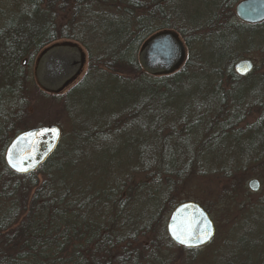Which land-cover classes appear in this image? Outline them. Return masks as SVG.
<instances>
[{
    "label": "trees",
    "instance_id": "trees-1",
    "mask_svg": "<svg viewBox=\"0 0 264 264\" xmlns=\"http://www.w3.org/2000/svg\"><path fill=\"white\" fill-rule=\"evenodd\" d=\"M7 1L0 0V264H142L141 261L147 260L139 249H131L126 239L129 229L139 226H132L134 214L138 220L145 218L141 224L146 230H161L169 248L175 246L167 236L163 211L169 214L183 202H171L175 185L169 184H174L173 176L177 172L181 174L180 167L184 164L197 163L208 172L216 171L219 166L216 159L207 163L203 159L215 157L213 154L223 146L220 144L224 139L214 138L211 143L208 140L201 151L203 157L191 155L185 160L182 152L191 147L189 142L193 136L202 134L204 127L196 129L189 141L178 136L164 137L162 131L173 129L169 121L188 116L192 105L200 109L205 105L208 110H213L215 104L223 105L225 99L221 92H209L211 87L217 89L215 83L221 79L230 86L227 96L234 109L233 103L237 107L247 104L264 91V76L252 74L243 79L234 72L244 46L264 50V23L250 26L238 22L232 11L242 0H10L9 5L4 3ZM64 14L68 20L62 26ZM202 29L209 32L202 36L198 33ZM164 30L180 35L187 47L188 59L171 75L145 74L138 61L139 50L150 36ZM67 41L78 43L86 50L89 70L69 94L77 96L80 102L89 98L92 106L98 99L110 98L113 105L123 109H128L124 106L131 99L129 119H134V136L147 132V126L151 128L147 150H143L138 160L141 164L147 163V179L134 188L132 172L126 175L123 189L120 186L108 192L97 186L90 190L98 178L101 184L109 173L118 178L115 175L121 167L131 168L132 165L125 166L121 159L130 148L119 149L117 144L107 151L96 149L88 174L82 178L69 170L78 153L75 145L60 144L38 171L26 176L11 173L5 165L4 153L9 142L20 131L29 129L20 125L30 107L26 88L34 77L28 67L45 48ZM101 67L112 71L118 68L119 74L138 77L120 82L112 78L105 82L90 76L92 70ZM106 84L111 86L102 93L98 91ZM141 112L147 114L145 127L138 122ZM223 118L226 123L231 122L229 117ZM252 132L245 140L247 149L243 156L247 158L264 142L262 126ZM227 140L228 145L233 144L230 138ZM192 147L189 154L193 153ZM155 151L160 152L159 156L153 154ZM262 151V155L252 159L263 161ZM68 172L71 174L66 181L64 173ZM41 176L45 179L42 183ZM19 191L26 197L32 193V198L19 204L21 200L17 201V197H20L16 196ZM124 193L140 196L123 201L119 195L125 196ZM101 195H109L107 202H115L119 209L113 211L99 204ZM126 205L131 208L129 214L123 212ZM121 221L126 227H117ZM133 239L137 241L135 236L130 241Z\"/></svg>",
    "mask_w": 264,
    "mask_h": 264
},
{
    "label": "rangeland",
    "instance_id": "rangeland-1",
    "mask_svg": "<svg viewBox=\"0 0 264 264\" xmlns=\"http://www.w3.org/2000/svg\"><path fill=\"white\" fill-rule=\"evenodd\" d=\"M8 2L10 0L4 3L9 5ZM232 12L234 13V9ZM67 20L68 16L64 14L61 20L62 26L67 24ZM208 32V29H202L198 33L204 36V33ZM83 50L85 49L83 48ZM238 57L240 59H251L255 63L256 70L253 73V77L264 76V50L262 48L253 45L244 46L240 50ZM28 68H30L32 77H34V64ZM112 70L101 67L100 70H92V75L90 76L100 77L105 82L112 78L120 82L121 80H134L138 77L119 74L118 68L114 71ZM88 71L87 63L82 75L58 94L44 91L40 88L37 80L33 78V82L26 88V96L30 102V107L25 120L21 121L20 125L28 128L51 124L59 126L62 131L61 146L75 145L77 148L78 153L76 157H73L74 166L70 165L69 170L71 173H79L77 176L81 178L85 175L87 176L90 164L93 161L92 153L96 149L107 151L109 150L108 148L114 147L116 144L119 149L124 146L130 148L123 153L124 155L121 156V159L125 166L126 164L132 165L130 166L131 168L121 167L118 170L119 173L115 175L120 176L118 178L109 176L111 174L109 173L104 176L108 177L101 184H99L100 178H98L92 188L90 187V190H95L97 186L106 188L108 192L115 191L120 186V189H123L124 183L127 182L126 175L132 174V172L136 182L133 186L134 188L137 184L147 179V163L144 162V165L141 164V161H138L141 159L140 155L143 150H147V136H149L148 134L151 130L147 126V114L146 112H141L138 116V122H141L144 127L147 126V132L144 130L139 137H135L134 119H129L132 112L130 109L133 105L131 99L124 106L128 109H123L119 105H113L110 98L100 100L98 99L100 97H97L98 100L94 103L96 105L92 106L93 103L89 98H84L80 102L77 96L74 94L70 95L69 93L82 82ZM222 80L219 83H215L217 89L214 90L211 87L209 92H221L225 99L223 105L215 104L216 107L214 106L213 110H208L205 105L202 106V109L197 105H192L190 109L192 112L188 116L173 118L169 121L170 127L173 129L162 131L164 137L173 139L178 136L180 139L189 141L196 129L204 127L205 131L202 134L195 135V137L193 136L192 141L189 142L191 147L196 144V147H192L193 153L189 154L190 146L189 149H185L182 152L181 156L185 160L191 155L203 157L201 151L206 147L208 140L211 143L214 138L224 139V144L223 142L220 144L223 146L213 154L215 157L206 161L205 158L203 159L206 163L216 159L219 165L216 171L208 172L197 163H192L191 166L184 164V167L179 166L181 174L177 172V176H173L174 184H169L172 187L175 185L173 194L170 196L172 197L171 202L179 203L189 200L197 202L204 207L215 225V237L209 245L193 253L181 250L175 246L169 248L166 236L162 237L163 235L160 234L161 230L157 231L155 228L153 229L154 231L146 230L147 227L141 224L142 221H145V218L138 220V215L134 214L135 217L132 219L135 222L132 226H139L131 227L126 239L132 245L131 249H139L147 260V262L141 261L142 264H264V160L252 159L263 154L264 142L263 144H258L256 147L258 150H254L253 155H248V158L243 156L247 149L245 140L249 139L253 135L252 131L260 126L264 129V99L260 100L264 98V91L252 97L247 104H241L237 107L233 103L234 109L227 96V93L231 90L230 86L226 85L225 79V81L221 82ZM110 86V84H106L102 90L98 91L102 93L104 88ZM256 89L254 88V91ZM206 95H208V92H206ZM9 111L5 112L9 113ZM10 112L14 115L12 111ZM6 116L4 117L5 120H9ZM223 116L229 117L228 120H231V122L226 123L227 120ZM114 124L119 126L115 127ZM222 126H225V128L223 129ZM229 138L233 144L228 145L227 139ZM235 138L241 141L237 142ZM159 153L155 151L153 154L159 156ZM83 159H87V161H82ZM71 173H64L66 181L68 180L67 176ZM42 178V176L39 177L40 183L45 180ZM253 179L260 183V189L257 193L250 191L248 188V183ZM16 180L22 182L19 179ZM18 194L16 196H19L20 199L17 197V201L21 200V203L18 202L21 205L26 200H30L33 195L29 192L26 197L22 191H19ZM142 194L147 196V192ZM90 195L94 196L97 194L90 193ZM108 196H99L98 203L107 205L113 211L118 210L119 207L115 202H107L106 198ZM133 196L138 198L140 195L138 193L125 194V196L120 194L119 199L124 201ZM102 200L103 202H101ZM28 206L29 204H27V208H29ZM130 210L131 208L126 205L123 212L129 214ZM144 210H147V208H144ZM144 210L143 213L147 212ZM20 211L19 209L18 212ZM165 212L166 210L163 211V214L164 216L166 215L164 218H166L165 222L167 223L170 213L166 214ZM111 216L113 215L111 214ZM117 227L126 226L121 221ZM133 236L137 238V241L136 239L130 241Z\"/></svg>",
    "mask_w": 264,
    "mask_h": 264
},
{
    "label": "water",
    "instance_id": "water-1",
    "mask_svg": "<svg viewBox=\"0 0 264 264\" xmlns=\"http://www.w3.org/2000/svg\"><path fill=\"white\" fill-rule=\"evenodd\" d=\"M236 18L246 25L264 23V0H242L235 6ZM186 48L180 36L171 30L157 32L141 46L139 63L149 75L167 76L177 72L186 61ZM86 55L74 42L57 43L44 49L35 65V77L39 86L51 94L61 93L82 73ZM255 68L252 60L243 59L234 69L238 76L247 77ZM62 139L57 125L41 126L17 134L8 145L4 161L7 168L16 175L24 176L36 172L58 149ZM252 192H258L260 183L252 180L248 184ZM167 233L171 241L184 248L196 250L207 246L214 238L216 229L208 213L197 203L178 205L167 222ZM211 235L200 241L201 234ZM187 241L181 244L177 239ZM188 244L192 246L189 247Z\"/></svg>",
    "mask_w": 264,
    "mask_h": 264
},
{
    "label": "snow or ice",
    "instance_id": "snow-or-ice-1",
    "mask_svg": "<svg viewBox=\"0 0 264 264\" xmlns=\"http://www.w3.org/2000/svg\"><path fill=\"white\" fill-rule=\"evenodd\" d=\"M211 235L210 231H206L201 234V237L199 238L201 242L204 241V239L208 238ZM177 239L180 241L181 244H186L187 241L184 239H181L179 236H177ZM189 247H191V244H188Z\"/></svg>",
    "mask_w": 264,
    "mask_h": 264
}]
</instances>
